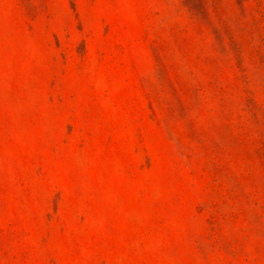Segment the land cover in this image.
Segmentation results:
<instances>
[{
  "label": "rangeland",
  "instance_id": "374dc122",
  "mask_svg": "<svg viewBox=\"0 0 264 264\" xmlns=\"http://www.w3.org/2000/svg\"><path fill=\"white\" fill-rule=\"evenodd\" d=\"M0 264H264V0H0Z\"/></svg>",
  "mask_w": 264,
  "mask_h": 264
}]
</instances>
